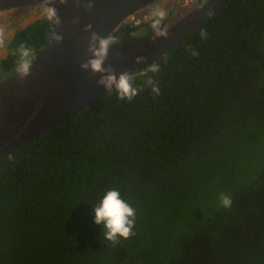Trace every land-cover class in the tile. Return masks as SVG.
Returning <instances> with one entry per match:
<instances>
[{
    "label": "trees",
    "instance_id": "16d2710c",
    "mask_svg": "<svg viewBox=\"0 0 264 264\" xmlns=\"http://www.w3.org/2000/svg\"><path fill=\"white\" fill-rule=\"evenodd\" d=\"M50 26L14 32L3 70ZM154 63L132 100L114 90L0 158V264H264V0H230ZM110 189L135 209L115 243L92 212Z\"/></svg>",
    "mask_w": 264,
    "mask_h": 264
},
{
    "label": "water",
    "instance_id": "95a60500",
    "mask_svg": "<svg viewBox=\"0 0 264 264\" xmlns=\"http://www.w3.org/2000/svg\"><path fill=\"white\" fill-rule=\"evenodd\" d=\"M153 1L0 0V11L27 6L54 7L60 19L59 25L51 23L49 36L39 52L28 60L27 71L18 68L0 84V158L115 90L114 87L106 90L97 83L101 74L80 68L90 58L87 25L101 37L109 36L117 42L109 48L104 66H110L117 75L125 71L134 75L194 32L230 0H207L162 32L166 36H155L157 30L141 37L123 35L138 28L123 20ZM88 3L92 6L85 10ZM74 19L78 22L74 23ZM54 35L61 36L59 42L53 39ZM138 57H143V61L137 62Z\"/></svg>",
    "mask_w": 264,
    "mask_h": 264
},
{
    "label": "clouds",
    "instance_id": "9594fccd",
    "mask_svg": "<svg viewBox=\"0 0 264 264\" xmlns=\"http://www.w3.org/2000/svg\"><path fill=\"white\" fill-rule=\"evenodd\" d=\"M64 2L65 0H60V3ZM91 6V3H88L85 10L90 9ZM155 15L163 17L164 14L158 12ZM45 16L50 23L59 25L60 19L54 7H48ZM73 22L76 23L78 20L74 19ZM91 28V25L85 27V31L89 32L87 53L90 58L80 64L81 70L90 71L93 74H101L100 79L97 81L98 84L102 85L106 90L114 87L120 100H132L142 90L134 86L135 77L127 71L117 75L110 66H104L109 48L117 42L109 36L101 37L97 32L91 31ZM155 36H166V33L157 31ZM200 36L202 39H206L207 33L201 30ZM53 39L59 42L61 36L54 35ZM191 54L193 56L197 55L195 50H192ZM22 55H28L26 49ZM143 59V57H138L137 62H142ZM27 68L28 61L24 60L20 64V70L26 72ZM148 70L151 73H156L160 70L159 65L153 63ZM145 86H149L153 93L159 94L157 82L151 76L147 77ZM220 200L225 207L231 204V198L227 195H221ZM92 212L94 213V223L97 225L103 223L106 229L104 232L105 240L115 243L118 237L128 239L134 234L135 209L121 198L119 190L110 189L106 191L99 204L92 209Z\"/></svg>",
    "mask_w": 264,
    "mask_h": 264
},
{
    "label": "flooded vegetation",
    "instance_id": "af4514ba",
    "mask_svg": "<svg viewBox=\"0 0 264 264\" xmlns=\"http://www.w3.org/2000/svg\"><path fill=\"white\" fill-rule=\"evenodd\" d=\"M206 1L207 0H171L166 6L161 8L160 11L158 10V8L150 11L149 7L155 6L157 5L158 2H160V0H155L151 2L150 4H148L147 6L137 10L133 14H130L123 20V23H126L130 25L131 27H138V28H136L134 31H131L128 33L125 32L122 34L123 35L125 34L126 37H141V36L147 35L150 32V30H157L159 32H164L167 29H169L171 26H173L175 23H177L188 12H190L191 10L195 9L198 6H201ZM17 8H11L7 10H13ZM158 12H162L164 14L163 17L155 15V13H158ZM119 26L116 29H118ZM12 35L10 36V39ZM1 38L2 37H0V39ZM10 39L5 41L6 48L9 46ZM10 75H8V77Z\"/></svg>",
    "mask_w": 264,
    "mask_h": 264
},
{
    "label": "rangeland",
    "instance_id": "374dc122",
    "mask_svg": "<svg viewBox=\"0 0 264 264\" xmlns=\"http://www.w3.org/2000/svg\"><path fill=\"white\" fill-rule=\"evenodd\" d=\"M171 0H160L157 5L149 7L150 11L166 6ZM48 7L46 6H27L19 7L13 10H5L0 12V82L7 79L9 72L2 68V60L8 55L9 48H6V40L10 39L12 33L16 30L22 29L36 19L46 15ZM5 23V24H4Z\"/></svg>",
    "mask_w": 264,
    "mask_h": 264
}]
</instances>
